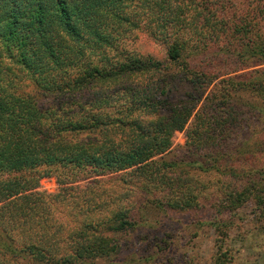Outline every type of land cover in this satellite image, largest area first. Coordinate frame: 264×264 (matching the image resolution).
<instances>
[{
	"label": "trees",
	"instance_id": "obj_1",
	"mask_svg": "<svg viewBox=\"0 0 264 264\" xmlns=\"http://www.w3.org/2000/svg\"><path fill=\"white\" fill-rule=\"evenodd\" d=\"M139 34L163 44L162 59L125 45ZM232 34L258 102L229 104L239 81L219 78L228 73L202 66L190 77L188 60L196 67ZM182 60L187 75L168 71ZM261 64L264 0H0V264L108 258L141 209L196 207L203 184L185 169L233 156L251 128L242 108L263 131ZM176 131L183 143L170 159ZM45 177L54 191L40 188ZM250 190L231 185L215 211Z\"/></svg>",
	"mask_w": 264,
	"mask_h": 264
},
{
	"label": "rangeland",
	"instance_id": "obj_2",
	"mask_svg": "<svg viewBox=\"0 0 264 264\" xmlns=\"http://www.w3.org/2000/svg\"><path fill=\"white\" fill-rule=\"evenodd\" d=\"M239 43L236 35L232 34L226 46L215 42L208 55H197V60L201 61L196 67L188 60L189 68L194 71L190 77L197 81L202 66L213 69L215 73H228L219 78L233 75L239 81V89L231 91L227 98L229 104L258 102L261 96L250 89L253 71L249 65L252 63L248 61L245 46H239ZM127 44L158 60L164 56L163 44L143 34L126 39ZM183 67L182 60L168 71L177 69L178 74L187 75L181 69ZM257 67L264 69V64ZM21 82L26 88H31L27 79ZM215 82L225 85L219 80ZM177 85L182 87L183 84L174 82L173 86ZM190 86L197 88L193 84ZM222 96L225 101V96ZM244 109L237 115L241 124H247L249 120L251 128L249 132L239 134L238 139L241 142L243 138V141L242 144L237 142V151L233 152V156L223 160L217 170L212 167L201 171L190 166L184 171L190 176V181L203 184L201 189L204 192H199L201 198L196 207L163 212L151 204L147 209L140 210V222L136 228L116 235L120 239V248L115 255L78 264H264V120L261 119L263 131L260 132L253 117L244 114ZM182 143V132L176 131L173 145ZM174 151H177L176 146L168 158L176 156ZM240 182L249 183L252 195L229 210L215 211L222 192ZM39 185L49 192L56 189L52 177L41 178ZM206 193L208 196H204Z\"/></svg>",
	"mask_w": 264,
	"mask_h": 264
}]
</instances>
